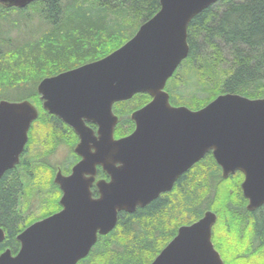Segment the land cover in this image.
I'll list each match as a JSON object with an SVG mask.
<instances>
[{
	"label": "water",
	"instance_id": "obj_1",
	"mask_svg": "<svg viewBox=\"0 0 264 264\" xmlns=\"http://www.w3.org/2000/svg\"><path fill=\"white\" fill-rule=\"evenodd\" d=\"M34 1L0 0V4L25 8ZM218 1L161 0L160 10L122 46L39 82L44 108L81 135L76 150L83 158L69 176L57 173L63 208L19 233V251H3L0 264H77L99 235L116 227L119 212H133L171 191L177 178L209 151L223 177L237 170L244 173L241 186L247 209L264 204V96L222 93L194 110L173 105L165 89L189 56L190 21ZM141 92L152 99L131 113L136 129L116 139L118 116L113 104ZM38 116L29 99L0 100V178L20 163ZM85 119L99 123L98 136ZM93 146L95 151L90 152ZM96 163L111 177L98 182L97 198L90 189L92 180L84 178L86 172L94 173ZM216 220L217 214L206 210L198 220L181 225L151 264H224L212 240ZM5 238L0 225V242Z\"/></svg>",
	"mask_w": 264,
	"mask_h": 264
},
{
	"label": "trees",
	"instance_id": "obj_2",
	"mask_svg": "<svg viewBox=\"0 0 264 264\" xmlns=\"http://www.w3.org/2000/svg\"><path fill=\"white\" fill-rule=\"evenodd\" d=\"M65 1L36 0L25 8L0 4V95L10 92L18 100L29 99L40 114L32 122L20 163L0 178V225L6 231L0 254L8 248L16 253L18 234L37 220H29L23 198L38 187L39 178V155L28 158V152L39 140L40 119H51L42 105L38 83L108 55L161 8V0H87L86 9L83 0H69L68 8L78 4L79 9L67 16ZM111 14L121 20L112 23ZM35 18L36 40L14 38L6 26L9 20L12 26H20ZM27 29L25 33L33 32ZM188 42L189 56L168 82L175 104L199 109L222 93L264 96V0H219L192 18ZM193 79L207 97L175 93L178 86ZM150 100L148 93L141 92L116 104L119 135L132 130L131 113ZM52 118L55 122L46 125L54 138L60 137L62 132L54 125L59 119ZM243 180L239 170L223 177L213 153L207 152L200 164L178 177L171 191L133 212H119L116 227L100 235L88 256L77 264H151L179 226L193 223L206 210L217 214L212 240L224 264H264V204L247 209Z\"/></svg>",
	"mask_w": 264,
	"mask_h": 264
},
{
	"label": "rangeland",
	"instance_id": "obj_3",
	"mask_svg": "<svg viewBox=\"0 0 264 264\" xmlns=\"http://www.w3.org/2000/svg\"><path fill=\"white\" fill-rule=\"evenodd\" d=\"M68 1L69 0L65 1L64 7H65V10H67L65 15H67V13H69V11H72V10H74V11L71 12V14H74L79 9L78 4L72 5L70 8H68V5H67ZM70 3L71 2L69 1V4ZM82 6L85 9L88 7L87 0L82 1ZM69 15L70 14H68L67 16H69ZM112 15L113 14H111V16L108 17V19L110 21H112V23L115 20H121L120 17H113ZM36 17H38V16H36ZM38 18L31 20L29 22V24H27V25L22 24L20 26H12L14 22L9 20L6 23L7 24L6 26L14 38H16L18 36V38L28 37L31 39V37H32V39L36 40V38L39 36V30L34 31L33 29H35L34 27L37 24ZM27 27H29L30 30H33V32L25 33V32H28ZM4 30L8 31L7 29H4ZM33 35H35V36H33ZM226 57H227V53H226ZM224 66L226 67L227 64H225ZM175 93H180L183 97H187V98L196 97L199 99H203V98L207 97V92L204 91L202 89V87L199 85V83L194 79L190 80L188 82V84H182V85L178 86ZM1 99L18 100V99H16V96L10 92L0 95V100ZM51 131L52 130L48 126L45 127L44 125H42V127H41V122L39 121V134H37L39 136V140L37 141V139H38L37 138L35 140L34 145L30 148V152H28L29 156L27 155L28 158L37 157L39 155V153H42L41 152L42 148L44 150H47L49 148V146H52L51 156H49V158H48V161L50 164L51 163L52 164L57 163L56 161L62 162L67 158V156L69 155V152L71 150L70 148H68V146H69L68 141H66V138H61V136L58 138L57 137L54 138L53 136H51V135H53L51 133ZM49 136L51 138V143L47 144ZM52 139H54L55 142L52 141ZM45 160H46L45 156L41 157V155H39V178H38L39 180L36 179V185H38V187L36 186V189L34 191H32L31 193H29L28 196H27V194H25V197L23 198L24 199L23 200L24 206H27L25 208V209H27V211H26L27 215L30 216L29 220H31V219L39 220V218L45 216L48 212L55 211L58 208V206H57L58 198L56 196V193L53 191V184L51 181L47 180V176H46V175H50L51 171L49 169H45L44 167H42V165L45 164ZM53 160H56V161H53ZM34 188H35V186H34ZM32 189L33 188L30 187V189L28 188L26 191L29 192V190H32ZM25 202H26V205H25ZM27 204H29V205H27Z\"/></svg>",
	"mask_w": 264,
	"mask_h": 264
},
{
	"label": "flooded vegetation",
	"instance_id": "obj_4",
	"mask_svg": "<svg viewBox=\"0 0 264 264\" xmlns=\"http://www.w3.org/2000/svg\"><path fill=\"white\" fill-rule=\"evenodd\" d=\"M78 66H80V65H78ZM168 82H167V85H166L165 89L170 93V101H171V103L173 105H175V106L182 105V104H175L174 103V101L172 99V94H171V91H170L172 86L171 85L168 86ZM39 96H40V99L42 100V105H43V99L41 98V94L40 93H39ZM118 102H120V101H116L113 104V112L118 116V122H117V124L115 125V128H114V137L116 139L122 138L123 136H126V135L130 134L131 132H133L136 129V123H135V121L132 120V122H133L132 130L131 131H126L125 134H121V135L118 134L117 127H118V125L120 123V116L115 110L116 109L115 108L116 104ZM46 112L50 115L51 119L50 120L40 119L41 127H42V125H44L46 127L47 126L46 124H47L48 121L52 120L53 122H55V120L52 117L53 116L57 117L59 119V122H57L54 125L59 127L60 131L62 132L61 138H66V141H68V144H69L68 148H70L71 150L69 152V155L67 156V158L64 161L60 162V161H56L57 160L56 159V160H53V161H56L57 163H53V164L52 163L50 164L49 161H48L49 156H51V148H52V146H49V148L47 150H44L42 148V150H41L42 153H39V155H41V157L45 156V158H46L45 164H43L42 167H44L45 169H49L51 171L50 175H46L47 176V180L52 182L53 191L56 193V196L58 198V202L60 204L59 208H57L55 211L48 212L45 216L39 218V220L43 219V218H45V217H47L49 215L54 214V213L60 211L63 208V206L60 203V199H61V197L63 195V190H62L60 184L55 182V178H56L58 172H61L64 176H69L73 172V167L79 161H81L82 158H83V155L81 154V151L79 152V150H76L77 144H79V142L81 141V135L75 130V128L73 126H71L70 124L65 122L58 115L52 114L48 110H46ZM85 124L90 128V130H92V132H94L95 136L99 135V123L97 121L90 120V119H85ZM51 136H53V135H51ZM52 141H54V139H52ZM50 143H51V138L49 136L47 144H50ZM80 150H82V148H80ZM94 151H95V147L93 146L90 149V152H94ZM201 161H202V158L199 161L195 162L184 173H186L187 171L191 170L193 167H195L198 164H200ZM93 167L94 166L92 165L90 167V170L93 171ZM84 178L92 180V183L90 185V189H91V192H92V196L95 197V198L100 196V190H99L98 182H100L102 180L109 181L111 179L110 175L106 172V170L104 169V167H103V165L101 163H96V170L94 169V173L86 172L84 174ZM16 253H14V254H16Z\"/></svg>",
	"mask_w": 264,
	"mask_h": 264
}]
</instances>
